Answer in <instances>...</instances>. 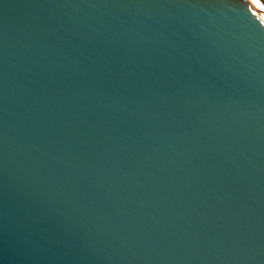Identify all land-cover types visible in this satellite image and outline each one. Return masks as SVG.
I'll list each match as a JSON object with an SVG mask.
<instances>
[{"label": "water", "instance_id": "1", "mask_svg": "<svg viewBox=\"0 0 264 264\" xmlns=\"http://www.w3.org/2000/svg\"><path fill=\"white\" fill-rule=\"evenodd\" d=\"M0 264H264L247 0H0Z\"/></svg>", "mask_w": 264, "mask_h": 264}, {"label": "bare ground", "instance_id": "2", "mask_svg": "<svg viewBox=\"0 0 264 264\" xmlns=\"http://www.w3.org/2000/svg\"><path fill=\"white\" fill-rule=\"evenodd\" d=\"M247 2L260 14L264 19V6L258 0H247Z\"/></svg>", "mask_w": 264, "mask_h": 264}]
</instances>
